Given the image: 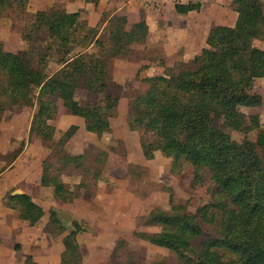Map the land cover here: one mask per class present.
<instances>
[{"label": "trees", "instance_id": "16d2710c", "mask_svg": "<svg viewBox=\"0 0 264 264\" xmlns=\"http://www.w3.org/2000/svg\"><path fill=\"white\" fill-rule=\"evenodd\" d=\"M84 1L97 5L99 0ZM28 3L0 0V13L10 16L11 28H20L21 40L31 46L27 53H13L4 50L0 41V124L7 110L35 109L29 135L49 149L41 164L40 186L51 189L54 200L61 202L67 186L62 173H66L79 179L68 202L81 196L91 199L105 170L99 155L105 154L90 148L80 155L67 153L64 147L78 127L70 126L55 141L56 129L50 122L60 101L67 114L83 119L85 131L96 139L110 133L121 87L109 77L108 60L130 61L136 47L145 45L148 26L140 20L127 32L126 17L102 16L104 39L88 26L82 10L68 13L56 5L31 14ZM231 7L236 13L232 27H217L192 59L142 78V90L128 99L142 157L150 161L160 153L170 160L173 176L180 175L184 166L190 168V186L206 184L209 197V202L190 213L170 194L168 210L155 208L146 215L143 226L161 231L133 236L174 255V262L153 264H264V127L257 115L240 111L262 106L254 81L264 79V49L253 46V41L264 38V0H232ZM200 8V2L192 1L174 6L182 15ZM93 47H106L107 56L90 51ZM139 52L141 61L161 59L154 49ZM47 56L58 66L51 74ZM77 90L106 99L103 110L95 111L89 101L76 103ZM227 130L244 137L255 131L256 138L237 142ZM5 198L19 206L18 219L29 227L45 215L25 193L10 192ZM49 221L58 231L64 230L54 210ZM70 224L59 264H82L77 237L84 228L76 220ZM23 264H35L30 254ZM108 264L144 263L121 240Z\"/></svg>", "mask_w": 264, "mask_h": 264}, {"label": "rangeland", "instance_id": "374dc122", "mask_svg": "<svg viewBox=\"0 0 264 264\" xmlns=\"http://www.w3.org/2000/svg\"><path fill=\"white\" fill-rule=\"evenodd\" d=\"M173 1H167L166 5L170 10H173ZM207 1L195 0V2H201L203 6H206ZM178 2L185 4L189 1L178 0ZM111 14V9L103 12L100 20L102 16L107 18ZM197 15L198 13L192 12L186 18H194V21H197ZM165 16L166 19L176 21L175 18L181 17V14L167 11ZM11 24L10 16L0 13V41L4 50L13 53H27L31 46L21 40L20 28L12 29ZM104 29L105 25H102L101 21L93 28L94 32L105 39ZM128 30L129 26H126V31ZM253 46L264 49V38L254 39ZM143 48L156 50L161 59L151 62L141 61L139 51ZM158 48L159 46L149 47L145 43L144 46L136 47L130 61L108 60L109 77L121 87L115 117L110 119L111 131L99 140L95 136L89 139L85 133H78L72 141V143L83 142L86 149H98L105 154L103 157L99 155L104 162L105 170L94 197L89 199L81 196L84 199L78 202L77 211L72 213L73 215L67 211L58 214L54 209L46 207L43 219L35 227L28 226V228L26 223H20L10 240L5 237V241L0 242V264H23L24 256L29 254L35 264H59L63 251L62 239L70 231L72 220H76L84 228V231L77 237L83 252L82 264H108L113 248L121 240L126 242V250L135 254L136 258L144 264H153L159 260L174 262L172 253L138 240L133 234L161 231L157 227L143 226V221L146 215L155 208L168 210L170 194L174 195L178 203L184 204L190 213H194L199 206L209 202V197L206 184L197 185L195 188L190 186L192 180L190 168L184 166L180 175L173 176L170 174V160L165 159L160 153H155L150 161L142 157L137 130L133 127L130 115L129 96L142 90L140 82L142 78L160 75L164 68L178 61H187L193 55L192 53H178L179 45L173 44L168 48L170 54L167 58L162 48ZM92 50L100 56H107L106 47L103 49L93 47L90 51ZM44 59L47 62L48 74L58 69L56 63L48 56ZM254 91L261 95L262 106L241 108L240 111L246 115H257L264 127V79L254 81ZM75 97L78 104L91 102L95 111H102L106 102V99L100 95H88L83 90H77ZM58 105L57 115L52 120L53 122H50L56 129L55 141L61 137L63 129H68L65 120L67 113L60 102ZM32 111L25 108L5 112L3 133L0 135V153L4 154L0 157V161L4 167L9 166L24 147L27 148L29 154L24 155L23 161L21 158L19 167L27 165L30 154L36 157L34 161L36 164L47 152V145L41 144L37 136L28 134L27 127ZM227 132L237 142H241L244 138L254 141L256 138L255 131L245 137L231 130ZM72 191L75 190L68 189L64 192L61 200L63 202H59L62 207L69 203L68 196ZM91 200L93 204L90 203ZM51 210L56 212V217L64 227L63 231H58L57 227L49 221ZM16 245L19 249L14 248Z\"/></svg>", "mask_w": 264, "mask_h": 264}, {"label": "crops", "instance_id": "0c3cea01", "mask_svg": "<svg viewBox=\"0 0 264 264\" xmlns=\"http://www.w3.org/2000/svg\"><path fill=\"white\" fill-rule=\"evenodd\" d=\"M167 1L169 0H99L97 5H93L91 3H85L84 0H29L27 11L33 14L37 11L47 10L56 5L61 6L68 13H75L82 10L86 13L88 26L94 28L99 24L102 13L111 9L112 14L110 16L118 15L126 17V26H129V29L135 22L140 20L145 21L148 26L146 44L149 47L159 46L168 58L170 54L168 48L173 44L179 45L178 53H192L193 55L190 59L198 55L201 49L207 45L209 37L217 27H232L236 20V13L231 7L232 0H208L206 6H203V1H201L200 11L196 12L199 17H196L197 21H194V18H186L187 15L192 12L181 14V17L175 18L176 21L166 19L165 15L167 11L175 12L174 6L178 0L172 2L173 10L167 8ZM191 1L195 2L194 0ZM58 106L57 103V107ZM29 109L33 111L27 127L28 134L31 118L35 111L33 108ZM65 120L68 126L67 128L72 125L78 127L75 135L78 133H85L89 139L93 136L85 131L82 118L66 114ZM3 128L4 121L0 124V135L3 133ZM65 131L66 130L63 129L61 132ZM75 135L66 143L64 149L71 155H80L86 148L83 142L72 143ZM39 141L41 144L43 143L40 139ZM46 149L47 152L45 154L43 153L44 155H42L40 159L38 158L39 160L36 164L34 162L36 157L34 154H30L27 165L19 167L21 158L23 161L24 155L28 153L25 147L18 153L9 166L4 167L0 161V242L5 241V237L10 240V237L14 235L20 223H22L18 219L19 206L14 202L6 200V194L10 192L12 194L17 192L25 193L29 195L44 212L46 207H50L58 214H63L64 211L74 214L77 211L78 202L84 199L79 197L68 203L69 205L64 204L65 207H62L60 204L63 201H61V203L55 201L51 189L40 186L41 164L49 154V149L47 147ZM3 155V153H0V157ZM62 180L67 185L64 192L68 189L77 190L78 178H73L66 173H62ZM90 203L93 204V200H91ZM57 206L59 208L56 209Z\"/></svg>", "mask_w": 264, "mask_h": 264}, {"label": "built area", "instance_id": "2783aa9c", "mask_svg": "<svg viewBox=\"0 0 264 264\" xmlns=\"http://www.w3.org/2000/svg\"><path fill=\"white\" fill-rule=\"evenodd\" d=\"M189 1H191V0H189ZM195 1V0H194Z\"/></svg>", "mask_w": 264, "mask_h": 264}, {"label": "water", "instance_id": "95a60500", "mask_svg": "<svg viewBox=\"0 0 264 264\" xmlns=\"http://www.w3.org/2000/svg\"><path fill=\"white\" fill-rule=\"evenodd\" d=\"M18 193V192H17ZM17 193H15V194H17Z\"/></svg>", "mask_w": 264, "mask_h": 264}]
</instances>
